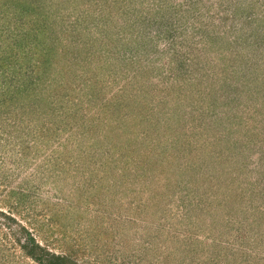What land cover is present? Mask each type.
Returning <instances> with one entry per match:
<instances>
[{"label":"rangeland","instance_id":"374dc122","mask_svg":"<svg viewBox=\"0 0 264 264\" xmlns=\"http://www.w3.org/2000/svg\"><path fill=\"white\" fill-rule=\"evenodd\" d=\"M20 1L53 68L0 105V264H264V0Z\"/></svg>","mask_w":264,"mask_h":264},{"label":"trees","instance_id":"16d2710c","mask_svg":"<svg viewBox=\"0 0 264 264\" xmlns=\"http://www.w3.org/2000/svg\"><path fill=\"white\" fill-rule=\"evenodd\" d=\"M8 2L9 0H0V12L4 13H1L2 15L0 16L4 24L8 21L5 20L4 17L10 13H17L20 8L24 10L32 9L33 11L38 9L34 3L28 1L16 0L15 2L11 0V4H8ZM40 21L41 23L39 25L32 23L30 31L25 30L14 35L15 38L13 42L9 39L12 38V35L2 38L4 32L0 30V39L4 41L1 42L0 40V43H2L0 44V105L7 104L10 106L18 102L16 106H20V104L22 106L25 99H29L31 95L30 92H34V88L37 89L41 86V82L45 80V74L53 68L49 65L47 60L41 63H32L33 61L30 60L33 57H38L40 53H43V50L46 52V49V53H54L51 47L43 44L44 40L42 37L45 36L43 32L48 23H46L44 19H40ZM36 68L40 70V74H38V70H35ZM36 93L38 94V92ZM32 100L31 103H34L35 101L33 98ZM55 115H57V112L55 114L53 113V116ZM44 116L49 117V111L47 114H44ZM4 215L14 220L10 216ZM22 229L28 233L26 230L27 228ZM21 248L24 255L29 256L38 264H79L75 255L71 252H57L54 248L37 242L31 234L28 235L26 242L22 244ZM95 249L96 248L91 249L89 252L90 255L94 254ZM2 251L5 253L10 252L9 250ZM78 251L85 254L83 249H79ZM95 260H93V262ZM90 264L92 263L90 262Z\"/></svg>","mask_w":264,"mask_h":264}]
</instances>
